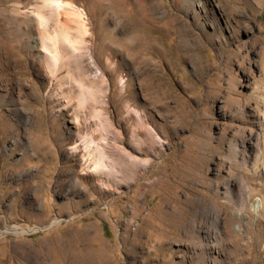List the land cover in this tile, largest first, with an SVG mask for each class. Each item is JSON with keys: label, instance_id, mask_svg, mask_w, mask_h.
<instances>
[{"label": "rangeland", "instance_id": "374dc122", "mask_svg": "<svg viewBox=\"0 0 264 264\" xmlns=\"http://www.w3.org/2000/svg\"><path fill=\"white\" fill-rule=\"evenodd\" d=\"M42 1L0 0V264H264V0H64L111 84L98 172V123L37 45Z\"/></svg>", "mask_w": 264, "mask_h": 264}, {"label": "bare ground", "instance_id": "6f19581e", "mask_svg": "<svg viewBox=\"0 0 264 264\" xmlns=\"http://www.w3.org/2000/svg\"><path fill=\"white\" fill-rule=\"evenodd\" d=\"M67 5V1L64 0L42 1V6L38 8L35 13L36 22L40 32V37L37 39V45L40 46V52H44L48 65L54 68V74L58 79L60 88V94H58L64 102L65 107L69 106L72 102H76L72 111L75 115L77 125L79 127L86 126L82 120L81 113L89 114L90 119L95 120L98 123L97 125L99 127H96V130H93L91 133L83 134L81 138L83 148L88 152L91 159L94 158V169L98 172L102 169H108L107 161H109V163L111 162L104 146H102L100 142H104V144L107 143L108 145L107 140L109 137L107 135L111 132L117 135L115 129L111 127L107 116H105L103 109L99 107V104L102 105L104 102L101 94H106L105 90L108 91L109 89H104V87H106L105 85L108 87V85L111 86V84H107L108 81L103 74L104 72L101 71L100 63L97 60L95 62L93 60V65L98 69L97 73L94 75L89 73L91 71L88 69L90 66L86 68L83 65L81 53L83 48L87 45L84 38L87 31L85 27L79 23L78 31L81 36L72 35V32L68 27L69 20L62 17L64 14L63 10ZM49 21H52L55 26L54 34L50 33L48 25ZM31 31L32 27L28 29V32ZM72 68L77 70L78 74L76 73V76L72 73ZM62 69H66L67 73L65 76L58 77V71H61ZM65 86L67 88H64ZM98 131L101 134L99 142H97L93 136L94 133ZM144 137L145 133L143 131H136V133L130 132L129 136L130 142L137 144L136 151L139 153V156L136 157L137 163L133 165L141 167L144 165V157L147 156ZM238 150V147L234 146L233 152L235 154L238 153ZM133 161H135V159H133ZM113 165H115V162ZM261 206L262 204L259 201L254 202L251 205L252 210L256 212H258Z\"/></svg>", "mask_w": 264, "mask_h": 264}]
</instances>
